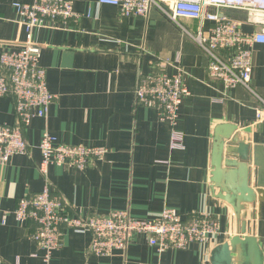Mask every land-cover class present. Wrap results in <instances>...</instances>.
<instances>
[{
	"label": "crops",
	"instance_id": "0c3cea01",
	"mask_svg": "<svg viewBox=\"0 0 264 264\" xmlns=\"http://www.w3.org/2000/svg\"><path fill=\"white\" fill-rule=\"evenodd\" d=\"M33 1L0 0V56L19 50L26 40L14 4ZM71 1L82 16L78 24L63 28L50 23L34 32V41L43 47L41 65L49 90L57 98L46 118L33 119L25 129L28 153L0 164V264H47L31 239L36 225H21L13 214L19 200L44 189L39 145L45 133L58 144L109 149L83 171L49 168L48 181L72 215L88 218L128 211L136 220H159L169 208L182 219L205 212L219 221V232L204 244L160 253L147 236L137 234L124 252L112 257L90 255L91 232L63 228L62 246L49 264H214L218 248L236 236L239 227L233 208L211 187L215 130L236 126L252 146L264 148L259 102L242 87L227 90L210 78L208 57L157 10L145 18L123 17L118 8L99 0ZM221 13L246 21L242 12ZM183 23L192 32L198 30L197 22ZM203 28L208 31L210 23ZM177 61L187 74L190 92L177 119L183 150H171L172 127L160 121L155 108L139 105L136 98L142 78L172 75ZM251 84L264 98V45L253 48ZM16 119L14 98H0V124L12 126ZM242 219L264 256V202L248 206Z\"/></svg>",
	"mask_w": 264,
	"mask_h": 264
},
{
	"label": "built area",
	"instance_id": "2783aa9c",
	"mask_svg": "<svg viewBox=\"0 0 264 264\" xmlns=\"http://www.w3.org/2000/svg\"><path fill=\"white\" fill-rule=\"evenodd\" d=\"M113 6L123 17H148L152 9L174 24L208 57L209 77L218 80L225 89L242 87L259 102V121H264V98L252 88L253 48L264 45V0H99ZM20 23L25 27L26 40L19 50L4 51L0 56V98L15 101L16 123L0 124V164L13 156L26 155L28 143L25 129L35 118H46L56 96L49 90L47 71L41 65L42 45L34 41V32L50 23L68 28L78 24L82 16L71 0H34L31 4L16 3ZM212 9V11H210ZM226 10L246 14V21L230 20L221 12ZM197 22L192 32L183 23ZM210 23L205 31L204 23ZM244 26L252 31L246 32ZM174 74L166 72L142 78L136 90L139 105L153 107L160 121L172 127L171 150H183L184 135L177 130V119L183 100L190 95L187 74L179 61L172 64ZM42 161L39 172L45 179L42 192L27 195L18 201L13 214L21 224H35L31 235L44 252L49 264L52 254L62 246L63 228L89 231L92 234L90 255L112 257L124 252L130 239L137 234L147 236L150 246L160 253L186 250L192 244H204L219 232V221L211 214L194 213L182 219L174 210L165 209L159 220H136L128 211L83 218L72 215L48 181L51 166L83 171L96 160L103 159L106 147H83L58 144L55 137L45 133L39 145ZM6 218H4L5 221Z\"/></svg>",
	"mask_w": 264,
	"mask_h": 264
},
{
	"label": "water",
	"instance_id": "95a60500",
	"mask_svg": "<svg viewBox=\"0 0 264 264\" xmlns=\"http://www.w3.org/2000/svg\"><path fill=\"white\" fill-rule=\"evenodd\" d=\"M237 131L232 125L215 130L211 187L233 208L239 227L236 236L218 248L214 264H264L259 242L242 219L248 206L264 202V148L252 146Z\"/></svg>",
	"mask_w": 264,
	"mask_h": 264
}]
</instances>
